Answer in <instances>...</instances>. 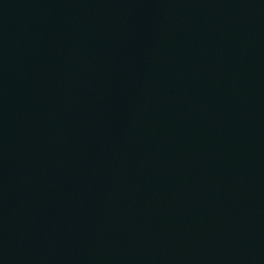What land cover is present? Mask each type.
Listing matches in <instances>:
<instances>
[{
    "label": "water",
    "instance_id": "95a60500",
    "mask_svg": "<svg viewBox=\"0 0 264 264\" xmlns=\"http://www.w3.org/2000/svg\"><path fill=\"white\" fill-rule=\"evenodd\" d=\"M0 264H264V0H0Z\"/></svg>",
    "mask_w": 264,
    "mask_h": 264
}]
</instances>
